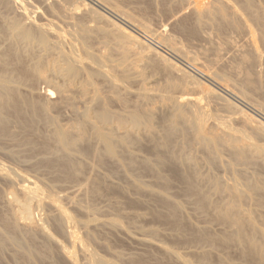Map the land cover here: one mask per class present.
<instances>
[{
	"label": "bare ground",
	"instance_id": "bare-ground-1",
	"mask_svg": "<svg viewBox=\"0 0 264 264\" xmlns=\"http://www.w3.org/2000/svg\"><path fill=\"white\" fill-rule=\"evenodd\" d=\"M88 1L92 3H98L99 5L105 7L106 9L111 11L112 14L120 17L121 20L128 24V26L155 36V38L158 39L159 43L167 45V47H169V51L180 57L182 60L184 59L186 63H188L193 69L201 73L202 76L204 75V78L207 77L213 80L223 89V91H226L236 99H240V101L249 105L250 108L264 115V94L262 93V91L264 90V73L262 69L263 67L261 68V65L264 63V53L262 54V52L259 50L260 48H258L256 40L258 35L255 36V30L253 31V29L250 27L248 21L249 19L245 18L244 15L239 12L240 10L235 8L236 6L233 5V3L231 4L230 0H213V2L209 1L207 3L203 1L198 2L196 0L195 2H192V0L190 2L188 0L189 2H187V4L193 3L191 9L193 11V14L195 15L194 17H196L198 26L202 22H204L203 18L206 17L207 19L216 23L219 27L226 26L235 30L241 29V31H244V33L246 34L244 45L245 47H243V45L241 46L246 50H238L239 54H235L238 56L237 60L234 58L236 61H234L232 64L230 63V65L228 64L229 66L225 69L227 70L226 72L223 71V68L221 71L220 67H216L221 65L219 59L221 57L219 56V50L221 48H216L219 50H217L218 53L216 54V56L214 55L215 58L213 57L211 58L212 60L210 62L205 61L207 62L205 63L203 62L204 59L203 61L200 60L201 56L198 58L193 54L191 55L192 52H187L188 50L186 51L185 48L166 38L167 34L164 35L166 33V31H163L164 29L156 30L154 28L155 30H153V28H151L150 25H148L146 22L133 18L131 15H129L128 11L123 8V4L119 2L120 0ZM254 1L255 0H240L242 7L247 10L249 17L256 23L258 28L260 27V29L262 30L264 29V13H261V11L260 13L255 12L258 10L253 9ZM8 3L16 7L19 1L8 0ZM22 5L24 6V4ZM22 5L20 7H23ZM63 7H66V5ZM81 7H83L84 10L89 13H93L94 16L96 15V17H101V15L97 12L98 10L95 11L93 9H90L91 6H89V3H86V0L82 3ZM27 10L28 9L26 8L20 9L18 17L13 16L12 18H6L7 20H3V23L0 24V40L4 38V41L6 40L8 44L7 48L5 46L6 49H3L0 46V138H9V140H13L14 142L17 141L16 143L21 146L32 148L37 145L38 147H43L54 157L52 158L54 159L52 163L57 166V169H59L60 174L63 178L66 179V181L67 179L69 181L78 179V177L86 167V163L84 161L85 158L83 157L90 158L92 160L93 164L91 165V167H94V165L104 167V165H107L109 163H118L119 165L123 166V164L120 163L119 157H121V153H123L124 155L127 154V159L129 160L127 165H125V168H127V173L129 171L134 173V171L137 170L152 171L153 173H155L154 175L157 179L156 182H158L159 186H161L162 188V190L157 191L156 188L153 189L152 187H149L151 183H147V185L145 182L139 180L138 177L135 179L131 177L132 179H134L132 181L133 187L137 191L146 192V194L144 193L145 195H147V193L148 195L151 194V196H153L152 198H155L158 204H160V206L164 209V211L162 212L153 211V216L156 219L164 222V224H170L173 228L170 229L174 230L176 236L182 238V240H184L185 242L193 241L196 243H204L210 247V249L205 250L204 248L201 252L196 254L198 264H211L213 260H216L218 264H264V228L260 225V221H256L259 224L255 222L254 216L256 215L255 212L257 211L254 212L252 210L255 215H253V212L251 211V209L258 210L259 207L257 208L255 206L250 210H246L244 209L247 208L245 206L246 203H244V205L242 204V201H245L247 197L248 199H252L249 200V202L247 200L248 203L255 200L257 206L259 205L261 207H264V177L263 175L261 177V173L259 175L257 171L258 167L256 169L255 167H252L256 172L251 175H246V173L243 174L241 172V174H234L238 176L237 179L241 175L244 176L243 178L245 182L243 185L245 187V190H241L242 184L240 185L239 189L238 182L242 181L237 182L236 178V180L234 181L235 184H229V181H226L228 184H224L225 182L222 183L220 178L215 175L201 173L196 174V172H194V167L196 166V160L194 156L191 157L192 154L190 156H186L184 153L185 146H188L189 144H191V142H195L198 146V149L200 148L205 152V158L203 156L201 157H203L206 165L208 167H212L221 163V157L219 156V153L221 150V153H223L224 150L229 154L230 157L229 162L225 158L226 162L229 163L228 166H231L232 168H234L235 166H239L241 167L242 172H247L250 169L249 173H251L254 171L248 167L254 165V156L252 157V153H256L257 151L259 152V148H257L258 145L256 144V142L255 146V144L251 141V138L248 137L249 133L247 134V132L244 130L247 135L244 133L246 135V138L244 135L243 138L241 137L243 132L238 131L241 133V136L239 137L237 134L238 132L233 133V130L235 128L230 131V127L225 123H223L225 125L222 124L223 126H219V124H216L218 121H216L214 125L209 124L210 126L208 127V125L206 124L209 123V121L207 120L208 116H210L208 115V113L210 114V112H205L203 107L201 108L202 105L200 106V104H195L194 98L190 99L188 96L183 99H173L171 95L170 97L159 95L161 98L158 101H161V104L158 103V105H156L157 102L152 104L150 102L151 100L149 101V99H151V93L149 94L150 90L148 91V88L145 85H141V87H139V89L134 92V96H136L140 100H143L145 102L148 100L150 102H146L145 108L142 107L141 104L133 103L134 105L132 106V109L126 112H124V110V113L111 111L108 108L106 101H104V99H101L104 96L100 97V89L97 87L98 85L95 84V81H101L102 84H106L111 89V92L114 96L112 97L125 106L127 104L125 95L129 93V90L126 87L127 84H129L134 79L135 76V74L129 71L130 69H127L128 66L126 65V63L124 64L123 60H110L111 56L108 58V56H105L103 54H97L96 52L94 53L92 47H90L88 42V33L86 31L87 28L85 29L80 23H75L77 22V20L75 21V12L70 11L65 13L67 15H65L64 18L69 19L71 23H73V27L71 25L72 28L64 29L59 27V24L57 25L56 23H52L53 20L48 24L34 22V19L30 20L28 12H26ZM28 11H30V9ZM262 11L264 12V10ZM63 19L61 20L63 21ZM69 20H66V24H68ZM191 31L192 30H190V32ZM126 34L128 33L126 32ZM259 35L264 41V32H262L261 34L259 33ZM137 42L139 41L137 40ZM37 49H39L40 53L43 54H36V52L39 51ZM53 52L56 56H54ZM28 57L31 58L32 62H29L30 64H25V59L27 60ZM208 59L209 58H205V60ZM225 67L226 66H224V68ZM256 67L259 68L256 69ZM47 73H50V77L56 76L60 78L62 83L58 84L56 81L52 80V78L50 79ZM37 81H44L48 84L53 85L54 89L62 95V103L73 108V111L76 113L77 119L66 126L58 123L57 117L51 114V110L54 108H58L62 105V103L51 100L53 97L51 88L47 89L42 95V98L37 100L31 99L26 96L21 87L27 85L32 86ZM70 91H77V94L80 95L79 97H83L84 102L86 103V107L84 109L80 110L79 108H76L74 96L68 94V92ZM210 93L213 92L211 91ZM160 105H166L167 107L169 106V109H172L171 115L166 117L165 119H162V121L164 120V129L162 133H158L156 128H153L152 126L153 112L157 108V106L160 107ZM214 115H217V113ZM221 118L223 117L221 116ZM243 118L246 121L252 123L254 122V119L248 114L243 115ZM219 122H221V120ZM39 123L49 127V133L46 135L45 133H43L44 136H41L40 143H36L31 139L23 137H19V139H16L17 137L12 127L13 124H15L14 126H16L18 130L22 129L25 131H32V133H34L38 127H36V125ZM257 125L256 128L261 130L262 127L260 126L262 125ZM262 130H264V127ZM140 131H143L146 135L144 137H147V139H149L148 141L152 142L150 143L153 145L152 150H156V158L154 160L155 162H151L150 160H148L149 158L141 159V161L138 162L136 160L135 162V158L133 157V155L131 153H127L130 152V143H138L137 141L140 137V143L141 141H143L142 136H139L141 133ZM155 131L157 132L156 134H159V137L155 135ZM178 135L182 137V140L180 142V145L177 147L178 151H175L174 148L177 146V142H179H175V137ZM180 136L179 138H181ZM179 138L177 140H179ZM260 150L263 151L262 149ZM75 152H78V155H76ZM91 160H89V163ZM184 162H186L189 167L186 170L183 169V171H181L180 164ZM119 165H116V167ZM163 167H166L167 171L169 170V172L171 173L170 177L172 176V178L182 180L185 185L184 193H187L188 196H194L193 202H195V206L198 212L201 211L202 213H204V215H206V217H208V219H213L225 227V229L223 228L224 230L222 229V232L211 233L213 231L210 232L209 227H202V224V226H194L188 222L191 220L186 221V218L182 216L183 214L181 215L183 209V207L181 206L182 204H180L181 202H177L176 200L174 201L175 198L168 197L167 191V194L163 192V189H169V187L167 186H169L171 179L166 176V174L169 175V173H166L165 175L160 173ZM109 169L110 168H108V170ZM122 169H124V166ZM196 169L198 170V168H195V171ZM94 170L96 171L95 168L92 171ZM237 170H239V168ZM237 170L235 169V172H237ZM112 171L114 170L112 169ZM91 172L89 173L92 174ZM0 179L12 184V189L10 188L7 196L5 195V199L3 198L5 200L3 202H5L7 210L9 212L7 214H5L4 211V214L0 212V264L3 258L2 253L3 251H6V248L8 246H12L13 249H15L13 257L15 264H121L116 260L114 261V258L108 259L106 258L107 256L104 257L102 256V254L99 255L100 253H94V250H91L93 248H89V245H91L92 243L88 245L87 242L93 240L94 237H96L93 236V231H91L96 226H100V229L101 227H107L108 229H112V231H121L125 235H128V233H126V229L129 227H126L124 225L126 228L124 229V223L122 224V221L120 222L117 218L116 219L118 221L115 220V217L114 219H100V217L98 218L95 216L100 220L93 222L94 219L92 220L89 214L91 212L92 214L95 212L94 214L97 215L98 213H96V209L93 212L91 211L90 207L83 206L84 204H78L76 201L72 200L71 205L73 204L76 209L89 216L88 219L86 218V220H76V218L68 213V210L64 207V205L61 204L63 203L62 200L68 198L66 195H56V197H51L55 195L51 193L52 195L48 196L44 192V190L34 181H30L25 175L19 173L12 174L2 165H0ZM231 181L232 182L230 183H233V180ZM101 182L99 180H96L92 176L84 178V183L82 182L83 184L80 188L81 194L83 191L86 193L89 192L91 194H97L99 190L98 187ZM200 183L201 185H199ZM203 183H208V186L205 185V187L207 186V189L209 187L208 190H204L202 188L204 186L202 185ZM13 184L16 185L14 186ZM114 184L112 183V185ZM118 185L116 187H118ZM152 185L153 184H151V186ZM119 188L123 187L119 186ZM117 189L118 188H116V190ZM124 190L126 189H123L121 191ZM83 194L82 196H84ZM140 194L143 193L140 192ZM187 194H185V196ZM211 194H214V196L217 195V197L221 196V198L222 195H224L226 196L227 200H225L226 198L223 199L224 201L220 199L221 203H218L213 198H211ZM252 202L250 203V205H248V208H250ZM241 204L243 207H241ZM154 206L155 205H153V207ZM38 208L45 210L44 214L46 215L43 219L45 220V223H43V221L39 222L40 220H36V217V219L34 218V210L36 209L39 211ZM262 210L264 209L262 208ZM262 210L260 212H262ZM46 211L47 213H45ZM134 214L136 213H133L132 216H135ZM185 214L186 212H184V215ZM257 214L259 217L261 213L259 214L257 212ZM129 215L131 217V214ZM140 215L142 216V214ZM186 217L189 216L187 215ZM263 218L261 217V219ZM46 223L51 224L52 229L54 228L55 232L60 234V236H62L64 240L59 241V238L57 239L54 234H52V232H50V230L47 228ZM261 224L264 225V223ZM170 225L168 227H170ZM258 225L263 229L260 227L262 229L261 230L259 227H257ZM157 229L158 228L151 227L147 229L144 228L141 231H144V234L146 235L155 237V235L157 236V232L160 231H157ZM94 232L96 233V231ZM141 236L143 237V235ZM170 237L173 238V236ZM146 240L141 238V241L148 243L151 247L153 246L157 248V250L166 255L174 264H193L190 261L191 259L189 257L187 258L186 256L185 258L180 254L181 252L178 253L179 249L178 252H175V250H172V247H169V249L162 243L155 244L148 241L147 238ZM135 241L137 242V240ZM101 246L103 247L104 245ZM217 247L236 248L239 255V258H237L240 260L239 263L230 261L228 258L226 260V258L220 257L213 250ZM107 248H109V246ZM196 252L198 251L196 250ZM115 255L120 256L121 253L120 255H118L117 253ZM146 256L147 255H145L144 257ZM132 259V262L134 263H143L145 258H140V255H137L133 256Z\"/></svg>",
	"mask_w": 264,
	"mask_h": 264
},
{
	"label": "rangeland",
	"instance_id": "rangeland-1",
	"mask_svg": "<svg viewBox=\"0 0 264 264\" xmlns=\"http://www.w3.org/2000/svg\"><path fill=\"white\" fill-rule=\"evenodd\" d=\"M18 1H19V3L16 6L17 7L16 8V7H14V5H12V4L10 5L8 3V0H7V2H6V0H0V24L3 23L2 22L3 20H7L8 18H12L13 16L18 17L19 13H20V9L26 8L28 10L30 9V11L27 10L26 12H28V16H29L30 20L34 19L33 20L34 22H38V23L41 22L42 24L43 23L48 24V23H51V21L53 20L52 23H56L57 25L59 24V27H61V28H64V29L65 28H72L73 23H71V21L69 19H67V18L65 19L64 16L67 15V14H65L66 12L73 11L76 13L75 14L76 15L75 21L77 20V22H75V23L76 24L80 23L85 29L87 28L86 31L88 33V42H89L90 47H92V50L94 53L96 52L97 54H103L105 56H108V58L111 56L110 60L111 59H114L115 61L116 60H123L124 64L126 63V65L128 66L127 69H130L129 71L132 72L133 74H135V76H134V79L129 84H127L126 88L129 90L130 94L127 93V95H125V97H126L125 99L127 101L126 102L127 104L125 106L113 98L114 96L111 92V89L106 84H102L101 81H98V82H97V80L95 81V84L98 85L97 87L100 89L99 90V95L101 93L100 97L104 96L101 99H104V101H106L107 106L111 111H114V112L117 111V113H124L126 111L131 110L132 106L135 103L141 104V106L144 108L146 107V102L147 103L151 102L152 104L157 102L156 105H158V103L161 104L160 103L161 101L160 102L158 101L161 98L160 96H164V95L168 96V97H170V95H171V97L173 99L174 98L175 99H178V98L183 99V98H186L187 96L190 99L194 98L195 104H200V106L202 105L201 108L203 107L205 112L206 111H207V113H208V111L210 112V114L208 113V115H210V116H208V120H207V121H209V123L207 122L208 124H206V125H208V127L210 126L209 124L214 125V123L216 121H218L216 124H219V126L220 125L223 126L226 124L230 127V129H231L230 131H232L235 128L234 129L235 131L233 130V133H235V132L237 133L238 131L243 132L242 136H241L240 132L237 133L239 137L240 136L243 137V135H244L246 138V135L248 133L250 134V135L248 134V137L251 138V141L254 144L256 142V144L258 145L257 148H259V152L257 151L256 153L255 152L252 153V157L254 156V158H253L254 159L253 160L254 165H252L248 168H251V170L254 171L258 167L257 171H258L259 175L261 173V177H262V175L264 177V173H263L264 172V130H262L264 127V115L253 110L252 108H250L249 105L240 101V99H238V98L236 99V98H234V96H231L226 91H223V89L218 84H216L213 80H211L207 77H206L207 79L204 78V75L202 76L201 73H199L198 71L193 69L188 63H186V61L184 59H183L184 60L183 61L180 57L176 56L171 51H169V47H167V45H165L163 43H159L158 39L155 38V36L148 34L144 31H139L133 27L128 26V24H126L123 20H121L120 17L112 14V12L109 11L108 9H106L105 7L99 5L98 3H92L88 0H86V3H89V6H91L90 9H93L95 11L98 10L97 12L101 15V17H98V16L96 17V15L94 16L93 13H91V12L89 13L86 10H84L83 7H81L82 3L85 0H18ZM189 1L191 2V0H189ZM189 1L188 0H120L119 2H121V4H123V8L126 9L129 13V15H131L133 18L140 20V21H143V22H146L148 25H150L151 28H153V30L164 29L163 31L164 32L166 31V33L164 35L167 34L166 38L173 41L177 45L185 48L186 51L188 50L187 52H190V53L192 52L191 55L193 54L194 56H196L198 58L200 56L202 57L204 55L202 58L200 57L201 61H203V59H204L203 62H205V61L210 62L212 60L211 58H213V57L215 58L216 54L218 53L217 50H219L221 48L219 50V54H220L219 56H221L219 59H220L222 66L219 65L216 67H220L221 71L223 68L224 69L223 71L226 72L227 70H225V69L230 65V63L232 64L234 61L237 60V58H238L237 55L239 54L238 50L239 49L243 50V51L246 50L245 48H243V47H245L244 45H245L246 34L244 33V31H241V29L235 30V29H231L230 27H226V26L219 27L216 23L212 22L211 20L207 19L206 17L203 18V21H204V22H202L203 24L201 23L198 26L197 22H196V17H194L195 15L193 14V11L191 9L193 6V3L187 4V2H189ZM196 1H198V2L203 1L206 3L209 1L213 2V0H196ZM227 1H229V0H227ZM192 2H195V0H192ZM230 2H231V4L233 3V5L236 6V7L234 6L235 8L240 10L239 12L242 15H244L245 18L249 19L248 20L249 25L253 29V31L255 30L254 31L255 36L258 35L256 38L257 45H258V48H260L259 50L263 54L264 53V41L261 39L259 33L261 34L262 32H264V29L261 30L260 27L258 28L256 23L249 17L247 10H245L242 7L240 0H230ZM22 4H24V6ZM21 5L23 7H20ZM65 5H66V7H63ZM6 8H7V10H6ZM51 8H53V9H51ZM69 8H72V9H69ZM75 9H76V11H75ZM79 9H81V10H79ZM253 9L258 10L255 12L260 13V11H261V13H264L262 11V10H264V0H258V1L255 0L254 4H253ZM1 11H2V13H1ZM32 12H34V13H32ZM29 13H30V15H29ZM61 19H63L64 22ZM66 20H69L68 24H66L67 23ZM111 21L114 23H112ZM63 23H65V24H63ZM65 25H67V26H65ZM71 25H72V27H71ZM190 30H192V31L190 32ZM125 31L128 34H126ZM129 35L131 36V38ZM1 40H2V42H1ZM1 40H0V46L3 49L5 48V46L7 48L8 44H7L6 40L4 41V38H2ZM137 40L139 42H137ZM209 40H210V42H209ZM242 45H243V47H241ZM216 48H219V49H216ZM37 50H39V49H37ZM39 53H40V50L36 52V54H39ZM206 53H207V55H206ZM236 53H237V55H235ZM40 54L42 55L43 53H40ZM54 56H56L55 53H54ZM205 58L206 59L209 58V59L205 60ZM29 62L31 63L32 60H31V58L28 57L27 60L25 59V64H30ZM205 63H207V62H205ZM223 65L226 67L224 68ZM257 68H259V67H256V69ZM261 68L263 69V73H264V63L261 65ZM217 69H219V68H217ZM47 74H48L50 79L52 78V80L56 81L58 84L62 83L60 78H58L56 76L50 77V73H47ZM141 85H145L148 88V91L150 90L149 91V94L151 93L150 94L151 99H149V101L151 100L150 102L148 100L145 102L143 100H140L136 96H134L135 95L134 92H136L139 89V87H141ZM50 88L52 89V92H53V97L51 100L57 101L58 103H60V102L62 103V101H61L62 95L57 90L54 89L53 85L48 84L47 82L37 81L32 86L27 85V86L21 87L22 91L26 94V96H28L31 99H35V100L42 98V95L44 94V92ZM263 88H264V86H263ZM28 90H29V92H28ZM211 91L213 93H210ZM208 93L210 96L208 95ZM262 93L264 94V90L262 91ZM68 94L74 96L77 109L79 108L80 110H82L86 107V103L84 102L83 97H79L80 95L77 94V91H70V92H68ZM107 96H108V98H107ZM196 99H197V101H196ZM163 106H161V105H160V107L157 106V108L154 110L153 115H152V120H153L152 126H153V128H156L158 133L159 132L162 133V131L164 129V127H163L164 120L162 121V119H165L166 117L170 116L172 113V109L171 108L169 109V106L168 107L166 105H163ZM58 108L52 109L51 114L57 117L59 124L66 126V125L71 124L74 120L77 119L76 113L73 111V108H71L67 105H64L63 103ZM168 110H170V111H168ZM55 111H56V113H55ZM155 112H157V113H155ZM216 113H217V115H214ZM245 114H248L249 116H251L254 119V122L252 123V122L244 120L243 115H245ZM219 115H221L223 118H221V116H219ZM209 117H211V118H209ZM213 117L216 119H214ZM219 119L221 120L222 123L219 122L220 121ZM223 119L225 121L227 119V121H226L227 123ZM162 122H163V124H162ZM223 123H225V124H223ZM257 124L262 125V126H260V127H262L261 130L256 128ZM14 125L15 124L12 125V127L14 129V130L13 129L12 130L16 134V137H17L16 139H19V137L20 138L23 137V138L31 139L32 141H34L36 143H40L41 142V136H44L43 133H45V135L49 133V127L45 126L43 124H40V123L36 125V127L37 126L38 127L34 133H32V131H25L22 129L18 130V128ZM239 128H241V129H239ZM236 129H239V130H236ZM244 130L247 132V134ZM37 131L39 132V136H38ZM140 132L141 133L139 136H142V139L144 142L141 141V143H140V140H141L140 139L141 137H140L137 142L140 143L141 145L136 143V142H134L135 144L130 143V146H129L130 152H127V153H131L133 155V157L135 158V162H136V160L138 162V161H141V159H148V158H149L148 160H150L151 162L152 161L155 162L154 160L156 158V155H155L156 150H154V149L152 150L153 145L150 144L152 142L148 141L149 139H147V137H144V136H146L145 133L143 131H140ZM157 132L155 131L154 133L157 137H159L158 136L159 134H156ZM161 133H160V135H161ZM239 133H240V135H239ZM179 136L180 135L175 137V139H176L175 142L179 141V142H177L178 144L176 143L177 146L174 148L175 151H178L177 147L180 145V142L182 140V137L180 136L181 138H179ZM178 138H179V140H177ZM16 142L17 141L14 142L13 140H9V138L8 139L0 138V165L4 166L8 171H10V173H12V174L13 173L14 174L19 173V174L25 175L27 177V179H29L30 181H34L36 184H38L48 196H50L52 194H55V195H53L51 197H56V195L57 196H61V195L65 196L66 195L68 198H66L65 200H62L64 204L63 203H61V204L64 205V207L68 210V213H70L74 218H76V220H86V218L88 219V217L90 216V218L92 220L94 219L93 222H95V221L100 220V219H106V218L107 219L108 218L114 219V217H115V220L118 219L120 222L122 221L121 222L122 224L124 223L123 224L124 229H126L125 226L129 227L126 229L127 231H130V232L126 231V233H128V235H125L121 231H116V230L112 231V229H108L107 227H104V228L101 227V229H100V226L94 227L95 229L93 228L91 231H93V236H96V237H94V239L91 240L92 242L91 241L87 242L88 245L92 243L91 245H89V248L90 249L93 248L91 250H94L93 251L94 253H96V254L100 253L99 255L102 254V256H104V257L107 256L106 258H108V259L114 258L113 259L114 261L116 260L118 263H121V264H132V263L133 264H139V263L140 264H172L173 262L166 255L162 254L159 250H157V248H155L153 246L151 247L148 243L141 241V238L145 239V240L147 238L148 241L153 242L155 244L156 243H158V244L162 243L167 248L172 247L173 248L172 250L173 251L175 250V252H178V249H179L178 253L181 252L180 254L183 255L185 258H186V256H187V258L189 257L191 259V260L190 259L189 260L193 264H198L196 254L201 252L204 248H205V250L210 249V247L204 243L203 244L202 243H196L193 241H188L189 243L187 241L185 242L184 240H182V238H179L176 236V234L174 233L175 231L172 230L173 228L171 227L170 224H168V223L164 224V222H162L159 219H156L153 216V213H154L153 211H155V212L161 211L162 212V211H164V209L160 206V204H158V202L156 201L155 198H152L153 196H151V194H149L150 195L149 196L148 193H147V195H145L146 192L137 191L133 187L132 181L138 177L139 180L145 182L146 184L147 183L153 184L152 186L150 184L149 187H152L153 189L156 188L157 191L162 190V188H161V186H159L158 182H156L157 179H156V176L154 175L155 173H153L152 171L137 170V171H134V173L129 171L130 173L128 172L129 173L128 174L126 172L127 168H125L126 167L125 165H127L128 161H129L127 159L128 158L127 154L124 155L123 153H121L120 154L121 157H119L120 163L123 164L125 171H124V169H122L123 166L119 165L118 163L117 164L116 163H109L107 165H104V167L97 166V165H94V167H91V165L93 164L92 160L90 158L83 157V158H85L84 161L86 163V167L83 170L84 172L82 171V173L80 174L78 179L70 180V181L67 179V181H66V179L63 178L62 175L60 174L59 169H57V166H55L52 163V161H54V159H52V158H54V157L50 153H48L43 147H41V146L38 147L36 145V146L31 148V147L18 145V143H16ZM148 143H149V145H148ZM194 143L195 142H191V144H189L188 146H185V152L184 153L186 156H188V155L190 156L191 154H192L191 157L194 156V158L196 160V166L194 167V172H196V174L201 173V174L215 175L218 178H220L222 183L225 182L224 184H226L228 181H229V184H235L234 181L237 179L238 176L234 175V174H241V173L245 174L246 173V175H248V174L251 175V174L256 172V171H254V172L249 173L250 169H249V171L246 170L247 172H245V171L242 172L241 167H239V166L234 167L233 166L236 170L239 168V170H237V172H235L234 168H232L231 166H228L229 165L228 162H229L230 157H229V154L224 150H223V153L225 152L224 154L221 153L222 150L219 153V156L221 157L220 158L221 163H219L220 165L217 164V165H214L212 167H208L203 160V157L205 158V152L200 148L198 149L197 144L196 143L194 144ZM256 144H255V146H256ZM260 145H261V148H260ZM260 149H262L263 151H261ZM256 150H258V149H256ZM152 151H154V152H152ZM201 151H203V152H201ZM77 153L78 152H75L76 155H78ZM260 153H261V155H260ZM221 154L224 157H222ZM122 155H123V157H122ZM201 156H203V157H201ZM225 158L228 160V162H226ZM89 160H91L90 163H89ZM124 163H126V164H124ZM50 164H51V166H50ZM186 164H187L186 162L180 164L182 169L180 168V166H179V168L181 171H183V169L186 170L189 167L188 164L187 165ZM52 165H54L55 167ZM116 165H119V166L116 167ZM184 166H186V167H184ZM252 167L253 168L255 167V169H253ZM86 168H88V169H86ZM91 168H92V170L95 168L97 172L95 170L92 171ZM108 168H110V169L108 170ZM195 168H198V170L196 169V171H195ZM230 168H232V169H230ZM112 169L114 171H112ZM233 169H234V171H233ZM210 170H213V171H210ZM230 170H232V171H230ZM89 172H91L92 174H90ZM150 172L152 173V175ZM162 172H164V173H162ZM233 172H235V173H233ZM160 173L163 175H165L166 173H169V175L166 174V176H168V178H171L169 186H167V187H169V189L165 188V189H163L164 190L163 192L165 194L168 193L167 194L168 197L175 198L174 201L176 200L177 202H181L180 204H182L181 206L184 209V210L182 209L181 215L183 214L182 216L186 218V221L191 220L188 222L194 226L195 225H200V226L203 225L202 227H204V226L206 228L209 227V231L210 232L213 231L211 233H220L225 229V227L222 226V224L218 223L217 221H215L213 219H208V217H206V215H204V213H202L201 211L200 212L197 211L196 206H195V202H193L194 196L193 195L188 196L187 193H184L185 192V188H184L185 185L181 179L172 178V176L170 177L171 173L169 172V170L167 171L166 167H163ZM90 176H92L96 180H99L100 182L102 180V182L99 184V187H98L99 193L97 192V194H91L89 192L86 193L83 191L82 194L84 193L83 194L84 196H82V194L80 192L81 185L84 183V178H87ZM103 176H104V179H103ZM241 176L236 180L237 182L242 181V182H238L239 183V186H238L239 189H240V185L241 184L243 185L245 182L244 178H243L244 176L243 175H241ZM131 177H133L134 179H132ZM222 177H225V178H222ZM105 178L107 181L105 180ZM230 179L233 180V183H230V182H232ZM80 182H81V184H80ZM111 182L113 184L114 183L115 184L112 185ZM102 183H103V185H102ZM207 184H205V183L202 184V185H204L202 187L204 190L209 189V187L207 189V186H208ZM13 185L15 186L16 184H13ZM79 185H80V187H79ZM117 185H118V187H116ZM199 185H201V183ZM205 185H207V186L205 187ZM242 185H241V187H242L241 190H245L244 185L243 186ZM119 186L123 187V188H119ZM157 186H159L160 188ZM115 187L118 188L120 191L118 189L116 190ZM127 187H128V189H127ZM243 187H244V189H243ZM10 188L12 189V184L0 179V212L2 214H4V212H5V214H7L9 212L7 210L5 202H3V201H5L4 200L5 195L7 196ZM45 188H47V189H45ZM49 189H50V191H49ZM53 189H54V191H53ZM123 189H126L127 191L129 190V191L128 192L126 190L121 191ZM46 191H48L50 194ZM166 191H167V193H166ZM76 192H77V194H76ZM140 192L143 194H140ZM75 194H76V196H75ZM185 194H187V195L185 196ZM86 195H88V196H86ZM213 196H214V194H211V198H213L218 203H221V200L226 198V196H224V195H222V198H221V196L217 197V195H215L214 197ZM69 197L72 199H70ZM72 200L76 201L78 204L79 203L84 204L83 206L90 207L91 211H93V212L96 209V213H98V214L97 215L94 214L95 212L93 213L94 215L91 212L89 214V216L85 213L83 214L81 211L76 209L73 204L71 205ZM225 200H227V198ZM247 200L249 202V200H252V199H250V198L248 199L246 197L245 201L244 200L242 201L243 205H244V203H246L245 206L247 208H244V209L250 210L251 208H254L255 206L257 208L259 207L258 210L257 209H251V211L252 210L254 212L257 211L259 214L260 213L262 214V215L260 214L258 217L257 212H255L256 213V215H255V213L252 211L253 215H255L254 216L255 222L260 221V225L264 228V225L261 224V223H264V221H263L264 220V218H263L264 210H262V208L264 209V207L263 206L261 207L259 205L257 206V204L255 203V200H253V202L251 201L252 207L250 206V208H248L249 207L248 205H250L251 202L248 203ZM242 204H241V207H243ZM153 205H155V206L153 207ZM120 207H122V208H120ZM155 207H157V208H155ZM38 209H39V211L36 209L34 210V218L36 217L37 218V219L35 218L36 220H38V221L40 220L39 222L43 221V223H45V220H43L45 215H46V214H44L45 210H42L40 208H38ZM113 210H115V211H113ZM261 210H262V212H260ZM139 212H140V214H142V216L139 214ZM184 212H186L185 215H184ZM45 213H47V211ZM128 213L131 214V217ZM133 213H136V214H134L136 217L132 216ZM187 215L189 217H186ZM95 216L98 218L100 217V219L96 218ZM118 216H119V218H118ZM260 216L263 219H261ZM187 218H189V219H187ZM192 221L195 223H193ZM46 222H48V221H46ZM257 224H259V223H257ZM0 225H1V221H0ZM46 225H47V228L50 230V232H52V234H54V236L57 239L59 238V241L64 240L63 237L60 236V234L55 232L54 228L52 229L51 224L46 223ZM169 225H170V227H168ZM151 227L152 228H158L157 231L160 230L157 232V236L155 235V237H154L151 235H146V234H144V231L143 232L141 231L144 228L147 229V228H151ZM257 227H259V225ZM170 228H172V229H170ZM94 231H96V233ZM158 233H160V234H158ZM141 235H143V237ZM170 236H173V238ZM96 240H97V242H96ZM135 240H137V242ZM64 243H65V241H64ZM100 243H102V244H100ZM101 245H104V246L102 247ZM106 246L107 247L109 246V248H107ZM105 248L109 249L110 251L105 249ZM217 248L213 249V250L220 257L226 258V260L228 258L230 261L239 263L240 260L237 259V258H239V255L237 253L236 248H234V247L233 248L232 247H229V248L220 247V248H218V250H217ZM176 249H177V251H176ZM219 249H220V251H219ZM149 250H150V252H149ZM196 250L198 252H196ZM152 251H154V252H152ZM114 252H115V254L117 253L118 255H120V253H121L122 256L121 255L116 256L114 254ZM14 253H15V249H13L12 246L11 247L8 246L6 248V251H3V253H2L3 258H2L1 264H15V261L13 258ZM11 254H12V256H11ZM142 254H143V256H142ZM144 254L148 256V257L146 256L148 258V260L146 257H144L145 256ZM137 255H140V258H145L143 263L142 262H139V263L138 262L137 263L132 262L133 256H137ZM130 257H131V259H130ZM235 259H237L238 261ZM43 264H47V263H43ZM211 264H218V263L216 260H213L211 262Z\"/></svg>",
	"mask_w": 264,
	"mask_h": 264
}]
</instances>
